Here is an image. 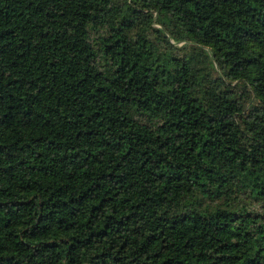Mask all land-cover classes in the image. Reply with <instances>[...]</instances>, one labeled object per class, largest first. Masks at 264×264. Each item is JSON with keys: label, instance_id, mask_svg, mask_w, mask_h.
I'll list each match as a JSON object with an SVG mask.
<instances>
[{"label": "trees", "instance_id": "trees-1", "mask_svg": "<svg viewBox=\"0 0 264 264\" xmlns=\"http://www.w3.org/2000/svg\"><path fill=\"white\" fill-rule=\"evenodd\" d=\"M0 264H264V0H0Z\"/></svg>", "mask_w": 264, "mask_h": 264}]
</instances>
